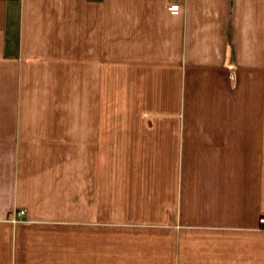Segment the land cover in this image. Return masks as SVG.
Segmentation results:
<instances>
[{
    "label": "crops",
    "instance_id": "crops-1",
    "mask_svg": "<svg viewBox=\"0 0 264 264\" xmlns=\"http://www.w3.org/2000/svg\"><path fill=\"white\" fill-rule=\"evenodd\" d=\"M262 217L264 0H0V264H264Z\"/></svg>",
    "mask_w": 264,
    "mask_h": 264
},
{
    "label": "rangeland",
    "instance_id": "rangeland-1",
    "mask_svg": "<svg viewBox=\"0 0 264 264\" xmlns=\"http://www.w3.org/2000/svg\"><path fill=\"white\" fill-rule=\"evenodd\" d=\"M24 213H25V210H24ZM24 213L20 214V215L16 214V216L12 222H21V217L24 215Z\"/></svg>",
    "mask_w": 264,
    "mask_h": 264
},
{
    "label": "built area",
    "instance_id": "built-area-1",
    "mask_svg": "<svg viewBox=\"0 0 264 264\" xmlns=\"http://www.w3.org/2000/svg\"><path fill=\"white\" fill-rule=\"evenodd\" d=\"M23 213H24V210H19L17 212L18 215L23 214ZM259 223L264 225V217L259 218Z\"/></svg>",
    "mask_w": 264,
    "mask_h": 264
}]
</instances>
